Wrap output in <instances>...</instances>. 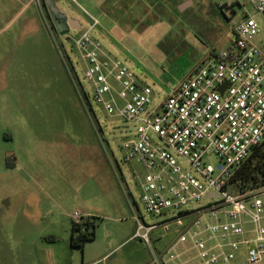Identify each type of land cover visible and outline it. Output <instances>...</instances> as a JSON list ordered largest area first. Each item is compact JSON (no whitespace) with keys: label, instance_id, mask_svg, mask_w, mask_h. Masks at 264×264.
I'll return each instance as SVG.
<instances>
[{"label":"rangeland","instance_id":"374dc122","mask_svg":"<svg viewBox=\"0 0 264 264\" xmlns=\"http://www.w3.org/2000/svg\"><path fill=\"white\" fill-rule=\"evenodd\" d=\"M55 1L82 25L86 13L96 18L93 35L104 50L157 99L209 51L228 47L234 23L253 12L248 0ZM255 19L254 43L264 54V15ZM132 132L94 102L84 61L68 36L54 32L43 2L0 0V264H156L175 226L152 231L150 244L132 237L134 215L164 219L141 202L143 166L123 161ZM75 211L93 233L82 247L71 244ZM230 264H248L244 246Z\"/></svg>","mask_w":264,"mask_h":264},{"label":"built area","instance_id":"2783aa9c","mask_svg":"<svg viewBox=\"0 0 264 264\" xmlns=\"http://www.w3.org/2000/svg\"><path fill=\"white\" fill-rule=\"evenodd\" d=\"M248 3L253 12L234 23L228 47L209 51L160 99L134 69L104 50L93 35L96 18L86 13L88 23L64 35L85 63L94 102L132 124L121 145L123 161L143 166L141 202L150 216L164 217L145 223L134 215L133 238L150 244L152 231L175 226L176 239L156 264H230L240 246L248 264L262 260L264 185L239 194L227 189L264 140V54L254 43L264 0ZM83 101L91 108L84 92ZM132 175L138 177L136 170ZM72 222L86 232L88 217L80 211Z\"/></svg>","mask_w":264,"mask_h":264},{"label":"trees","instance_id":"16d2710c","mask_svg":"<svg viewBox=\"0 0 264 264\" xmlns=\"http://www.w3.org/2000/svg\"><path fill=\"white\" fill-rule=\"evenodd\" d=\"M262 185H264V140L253 149L249 157L240 165L227 189L232 194H239ZM70 234L71 244L79 247H82L83 242L91 239L93 235V233L90 235L81 233L73 222H71Z\"/></svg>","mask_w":264,"mask_h":264},{"label":"water","instance_id":"95a60500","mask_svg":"<svg viewBox=\"0 0 264 264\" xmlns=\"http://www.w3.org/2000/svg\"><path fill=\"white\" fill-rule=\"evenodd\" d=\"M43 3L45 4L53 25L60 36L66 35L69 29L76 30L81 26L80 22L77 19L70 18L65 13L60 12V10L52 0H43ZM56 17H59V19L61 20L65 18L66 22L62 24L58 22V19Z\"/></svg>","mask_w":264,"mask_h":264},{"label":"flooded vegetation","instance_id":"af4514ba","mask_svg":"<svg viewBox=\"0 0 264 264\" xmlns=\"http://www.w3.org/2000/svg\"><path fill=\"white\" fill-rule=\"evenodd\" d=\"M42 2H43V0H41ZM55 4V3H54ZM43 5H44V7H45V10H46V12H47V14H48V17H49V20H50V23H51V26H52V28H53V30H54V32L56 33V34H58V31L56 30V28L54 27V25H53V22H52V20H51V18H50V16H49V13H48V11H47V8H46V6H45V4L43 3ZM56 5V4H55ZM58 8V7H57ZM60 12H62V11H60ZM57 19H58V22H60V23H65L66 21V19L64 18V19H59V17H56Z\"/></svg>","mask_w":264,"mask_h":264},{"label":"crops","instance_id":"0c3cea01","mask_svg":"<svg viewBox=\"0 0 264 264\" xmlns=\"http://www.w3.org/2000/svg\"><path fill=\"white\" fill-rule=\"evenodd\" d=\"M81 24V23H80ZM82 25V24H81ZM134 234V233H133ZM133 234H132V237H133ZM70 238H71V234H70ZM141 241V240H140Z\"/></svg>","mask_w":264,"mask_h":264}]
</instances>
